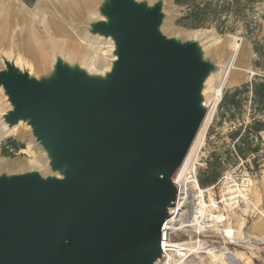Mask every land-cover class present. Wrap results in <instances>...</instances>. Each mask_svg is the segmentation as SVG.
I'll use <instances>...</instances> for the list:
<instances>
[{"label":"water","instance_id":"95a60500","mask_svg":"<svg viewBox=\"0 0 264 264\" xmlns=\"http://www.w3.org/2000/svg\"><path fill=\"white\" fill-rule=\"evenodd\" d=\"M88 33L111 39V68L56 56L35 77L3 57L9 129L24 123L50 173H0V264H156L176 178L219 72L198 39L162 31L164 0H101Z\"/></svg>","mask_w":264,"mask_h":264},{"label":"rangeland","instance_id":"374dc122","mask_svg":"<svg viewBox=\"0 0 264 264\" xmlns=\"http://www.w3.org/2000/svg\"><path fill=\"white\" fill-rule=\"evenodd\" d=\"M147 1L152 4L157 0ZM100 2L101 0H33L31 3V0H14V18L18 19L19 15L23 13L27 18V20H23L25 26L26 24H32L38 30L37 32L40 36L45 39H51L53 33L57 30L64 31L66 34L75 33L74 39L76 38L77 40L78 38L81 40L84 38L88 39L91 38L88 33L90 23L101 18L98 13ZM82 3L88 5L89 8V12L85 13L84 16L80 12ZM164 13L166 18L162 31L168 35L167 32L171 30L173 35H168L170 37H179L182 40L191 39L185 37L186 31L196 30H204L208 36L216 37V43H212L209 39H201L199 41L204 47L209 48L207 56L214 60L220 69L224 67L230 52V59L236 53L243 55V64L235 66L236 68L238 67L237 69L242 70V77L238 83L223 87L215 107L212 105L215 99L214 88L218 84V74H213L206 82L204 97L208 107V123L205 126L203 125L204 133L194 144L195 150L194 147L190 149L178 178L183 181V177H180L183 170H188L192 164H196L195 172L199 183V179L204 178L206 172L210 170V164L214 163L213 170L216 177H218L216 183L206 188L200 186L202 190L212 189L211 193L215 207L211 205L209 193L205 192L206 203L210 206L209 214L207 213V215L210 217L209 215L213 213L214 216L222 214L227 217V209L229 207H226L225 200L236 196L238 207H236L235 211L238 215L245 218V232L249 234L253 231L254 222L262 214L264 215V138L260 134H253L248 126L255 119L264 122V114H252L250 100L247 98L248 94L243 96L237 108L228 105L222 106V100L227 92L230 95L236 88L248 84L256 78H264V0H164ZM18 37V33L15 31L11 36L10 44L12 49H8L6 45H1L0 37V70L4 68L2 58L6 57L10 61L15 60L13 62H16L15 65L17 67L21 70H28L32 76L40 77L49 74L51 70H40L39 72L27 64L21 63L22 61L19 59L18 51L16 50L19 44ZM53 49L57 51L55 47ZM56 56L61 55L55 53L53 58L49 54V59L55 61ZM20 58H23L26 62H33L31 56L23 55ZM103 60L111 62L112 56H104ZM76 62L80 64L78 60ZM1 91H3L2 88ZM1 91L0 114L6 113L11 108L7 97ZM25 127L31 133L30 127L26 124L22 123L20 126L21 129H25ZM6 129L9 128L6 124H3L1 132ZM12 129L19 130V126H15ZM30 138H33L32 134H30ZM31 146L36 148V152L44 153L34 138ZM23 150L26 151L24 152ZM30 151L28 142L24 139L16 138L15 135L8 137L0 144V157L10 162L31 160L32 153ZM32 169L38 168L25 166L18 171L2 169L0 173H20ZM225 176H229L228 180L224 179ZM248 179L251 187L247 186ZM228 183L230 185L229 188ZM247 187L251 189V191L246 192L249 205L242 198L237 197V193H231V190L246 189ZM190 193L194 194L195 192L190 189ZM232 220L233 222L235 221L234 218ZM180 239L186 240L187 237L182 235L181 238H175V240ZM200 240L204 243V246H208L211 249L221 250L223 247L229 248L231 252L228 254L229 256L226 255L227 258L231 257L233 251H239L245 253L250 259V262L247 263L238 260L234 261V257H231L229 258L230 261H227L230 264H264V241H250V243L259 248L260 257H255L251 255L252 251L247 243L230 244L216 230H211L209 234L200 237ZM207 250L208 248L203 249L202 245H197L196 249L190 251V254L186 257L177 258V260L174 258L172 261L176 260L175 264H218V262H213V259L210 258L211 256H208ZM227 262L223 263L229 264ZM156 264H166V261L162 259Z\"/></svg>","mask_w":264,"mask_h":264},{"label":"bare ground","instance_id":"6f19581e","mask_svg":"<svg viewBox=\"0 0 264 264\" xmlns=\"http://www.w3.org/2000/svg\"><path fill=\"white\" fill-rule=\"evenodd\" d=\"M14 0H0V37H1V45H6L8 49H12L11 42V36L14 34L15 31L18 33L19 38V44L17 45L16 50L18 51L19 59L22 61V64H27L32 67V69L39 71L40 70H51L54 61L49 59V54H51L54 58L55 53H59L63 59H65L68 62H78L81 66H84L89 72L92 73H105L110 70L112 61L115 59L113 56V50H114V44L111 39H102L99 36H91V38H84L78 40L74 37L76 36L74 34H66L64 31L57 30L55 33H53L52 40L51 39H45L40 36V34L37 32L38 30L32 25V24H26L23 22V20H27L25 15L21 13L18 17V19L14 18L15 13V5ZM81 15L84 16L85 13L89 12L88 5L85 3L81 4ZM101 19V18H100ZM17 21V22H16ZM204 30H196V31H186V38L191 39H209L212 41V43H216L217 39L214 36H208ZM168 35H173L171 30L167 32ZM214 35V34H213ZM211 38V39H210ZM11 45V48H10ZM203 45V44H202ZM53 47L57 49L54 50ZM206 55L209 52V48L204 47ZM31 56L33 62L24 61L23 58L21 59L20 56ZM112 56L111 62H105L103 60L104 56ZM231 52L228 56V59L224 65V67H221L218 74V84L214 88V102L213 107H215L217 100L221 94V90H223L224 86L227 85H234L239 82L240 78L242 77L243 73L242 70L237 69L235 66H240L243 64V55L241 54H235L232 59H230ZM15 58V57H14ZM15 61V60H13ZM16 63V62H15ZM77 63V62H76ZM21 64V65H22ZM25 68V67H24ZM30 68V67H29ZM28 69V67H27ZM31 71V68H30ZM37 75V74H36ZM1 91V88H0ZM3 92V91H1ZM219 101V100H218ZM215 103V104H214ZM207 106V101L205 102ZM212 108V107H211ZM214 110V109H213ZM5 112L0 114V144L7 139L10 136H16V138L24 139L28 142V146L30 148V153H32L31 160H21V161H6L3 158L0 157V170L6 169L8 171H18L23 169L25 166H33L39 169V171L45 175L49 172L48 169V161L45 156V153H38L36 152V148H33L32 140L33 138H30V132L29 129L25 127V129H21L20 126L22 123L18 124L19 130L17 129H6L2 130L1 132V126L4 124L3 122V115ZM208 115H206V119L204 120L200 131L192 144V147L195 146L198 139L202 136L204 133L203 125H207L208 123ZM203 128V129H202ZM260 135L264 138V131L260 133ZM34 150V152H33ZM24 152L26 150H23ZM193 151V150H192ZM191 151V154H192ZM193 155V154H192ZM191 159V157H190ZM195 165L192 164L188 170H183V173H181L180 177H183V181H181V178H176V182L180 187V198L178 202L177 209L176 207L170 209L171 215L176 212L175 217H172L170 219L171 222H173L172 228L174 230H181V231H192V229H197L200 231L205 230H216L219 233L223 235L224 238L228 240L230 244L245 242L247 243L248 247L252 251L251 255L255 257H260L259 255V248L254 246L253 242L256 241H264V215L259 217L258 220H256L253 224V231L251 233L245 232V224L246 220L243 216H240L235 211L236 207H238V202L236 201V196L229 197L226 199V207H229L228 210V216L224 217L222 214L215 215L212 213L210 214V218H207V221H205L203 218H194L193 220L189 222H184L182 218H180V214L178 212L180 209L181 200L183 197L188 196V190L191 188L194 191L197 192L195 195V198L197 200V203L202 208V197L203 194L209 193L210 202L212 207H215L214 199L212 198L211 188H208L206 190H202L198 180L196 178V172H195ZM183 174V175H182ZM184 182V183H183ZM248 185L250 186V180H247ZM187 185V186H186ZM230 185L228 186V188ZM251 187V186H250ZM230 191V190H229ZM251 191V189H248V187L245 189H235L231 190V193H237V197L242 198L247 205H249L248 197L246 192ZM235 199V201H233ZM229 201V202H227ZM205 207V204L203 205ZM217 208V207H216ZM215 208V209H216ZM180 209V210H179ZM211 212V211H210ZM203 213V211H202ZM209 214V212H207ZM224 214V213H223ZM234 218V222L233 219ZM192 233V232H191ZM216 238V237H215ZM223 241V240H222ZM225 243V242H224ZM202 245L203 249L208 250V256H211L210 258L213 259V262H218V264H224L223 262H227L229 258L234 257V261H243V262H250V259L248 256H246L245 253L239 252V251H233L231 254V257L229 256L231 250L227 247H223L221 250H216L209 248L208 246H204V243L199 240H195L192 238V234H190L188 240H185L184 243H181V241H172L169 242V249H165V257L163 258L166 261V264H175L177 262V258H184L188 254H190V251H194L196 249V246ZM163 247H167L166 244H163ZM211 247V246H210ZM176 258V260L172 261V259ZM169 260H171L169 262ZM230 261V260H229ZM252 262V261H251ZM230 264V262H227Z\"/></svg>","mask_w":264,"mask_h":264},{"label":"trees","instance_id":"16d2710c","mask_svg":"<svg viewBox=\"0 0 264 264\" xmlns=\"http://www.w3.org/2000/svg\"><path fill=\"white\" fill-rule=\"evenodd\" d=\"M32 2L33 0H31V3ZM256 65H258V63H256ZM246 94H248L247 98L250 100L252 114H264V78H256L252 82L236 88L230 95L227 92L222 100V106L228 105L237 108L243 96H246ZM248 128L253 134L259 135L264 131V122L255 119ZM213 165L214 163L210 164V170L206 172V176L199 179V184L202 188L214 185L218 179L213 170Z\"/></svg>","mask_w":264,"mask_h":264},{"label":"built area","instance_id":"2783aa9c","mask_svg":"<svg viewBox=\"0 0 264 264\" xmlns=\"http://www.w3.org/2000/svg\"><path fill=\"white\" fill-rule=\"evenodd\" d=\"M228 177L229 176H225L224 179H227L228 180ZM227 183V182H226ZM229 185V183L227 184ZM178 188H179V193H178V199H177V202H176V209H177V206H178V202H179V198H180V187L178 185ZM191 189V188H190ZM190 189L188 190V196L186 197H183L182 200H181V204H180V211L178 212V214H180V218H182V220L184 222H189L191 220H193L194 218H203L205 221H207V218H210L208 217L207 215V212L209 211V205H207L206 203V200H205V194H203V197H202V203L203 205L205 204V207H203L202 205V208L201 206L197 203V200L195 198V195L197 194L196 191H194L195 193L194 194H191L190 193ZM206 192V191H205ZM192 195V197L190 198V196ZM203 211V213H202ZM171 213V212H170ZM176 215V212L173 214L172 217H175ZM170 217L164 224L163 226V229H162V250H163V254H164V257H165V249L168 250L169 249V242H172V241H181V243H184L185 242V239L182 240H175V238H181V236H185L187 237L186 240H188L190 234H192V238L193 239H196L197 241L200 240V237H204L205 235L209 234L211 232L210 229L208 230H205V231H200V230H197V229H192V231H181V230H174L172 228L173 226V222L170 221V219L172 218ZM192 232V233H191ZM180 235V236H179ZM166 244L167 247H163V244Z\"/></svg>","mask_w":264,"mask_h":264}]
</instances>
